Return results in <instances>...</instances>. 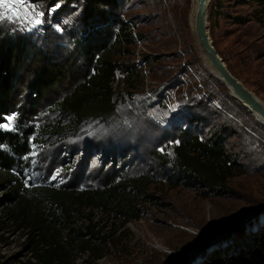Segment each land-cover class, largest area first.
I'll return each mask as SVG.
<instances>
[{
    "label": "rangeland",
    "instance_id": "obj_1",
    "mask_svg": "<svg viewBox=\"0 0 264 264\" xmlns=\"http://www.w3.org/2000/svg\"><path fill=\"white\" fill-rule=\"evenodd\" d=\"M107 1L115 21L130 24L134 35L128 50L115 58V111L76 130L40 135L52 121L68 123L54 104L87 74L86 66H76V76L42 100L35 95V77L25 72L22 87L33 97L22 102L36 132L23 156V179L30 187L83 189L152 171L149 195L140 199L141 217L122 226L95 212L110 228L109 248L93 263L78 253L75 264H207L246 253L264 233V119L232 91L203 50L195 24L197 0ZM27 5L35 9L31 16L17 18L0 9V22L54 57L73 51L89 32L85 3L62 8L27 0ZM205 20L227 70L264 105V11L254 0H207ZM131 68L137 75L133 88L123 84ZM19 119L6 117L2 128L17 130ZM193 135L215 136L242 166L244 172L228 181L233 192L204 194L176 170L171 147ZM4 194L0 187V217ZM0 258L43 264L33 258L23 233L8 226L0 228Z\"/></svg>",
    "mask_w": 264,
    "mask_h": 264
},
{
    "label": "trees",
    "instance_id": "obj_2",
    "mask_svg": "<svg viewBox=\"0 0 264 264\" xmlns=\"http://www.w3.org/2000/svg\"><path fill=\"white\" fill-rule=\"evenodd\" d=\"M42 1L51 7L61 4L62 8L85 3L83 19L89 23V32L80 38L73 51L54 57L53 52L39 46L32 37L0 22V125L6 117L20 116L17 130L0 127V187L5 191L0 228L8 226L22 232L33 258L43 264H75L78 253L88 254L86 262L93 263L105 256L110 229L108 224L95 219V212L120 220L122 226L139 219L140 199L149 195L152 171L94 188L27 186L22 177L23 156L29 153L30 138L36 131L28 123L29 108L22 102L33 96L24 93L22 81L24 73L30 72L35 77L32 85L37 91L36 98L42 100L75 77L76 66L85 65L87 74L54 104V111L68 119V123L52 121L39 133L55 136L76 130L84 122L115 111L118 81L115 58L128 50L134 35L130 24L115 21L118 16L113 9H106L107 0ZM254 2L264 11V0ZM111 3L116 6L114 1ZM117 25L119 28L114 32ZM125 74L128 79H123V84L133 88L132 81L137 75L132 68L126 69ZM171 150L176 170L190 178L188 186H200L204 194L223 196L233 192L228 186L229 179L244 172L224 142L215 136L204 140L193 135L174 144ZM0 264L10 262L0 258ZM207 264H264V233L246 253Z\"/></svg>",
    "mask_w": 264,
    "mask_h": 264
},
{
    "label": "water",
    "instance_id": "obj_3",
    "mask_svg": "<svg viewBox=\"0 0 264 264\" xmlns=\"http://www.w3.org/2000/svg\"><path fill=\"white\" fill-rule=\"evenodd\" d=\"M206 8L207 0H197L195 24L197 36L203 50L207 54L214 68L228 82L232 91L264 119V105L259 102L253 96V94L227 70L219 55L217 54V51L213 47L207 33V25L205 20Z\"/></svg>",
    "mask_w": 264,
    "mask_h": 264
},
{
    "label": "snow or ice",
    "instance_id": "obj_4",
    "mask_svg": "<svg viewBox=\"0 0 264 264\" xmlns=\"http://www.w3.org/2000/svg\"><path fill=\"white\" fill-rule=\"evenodd\" d=\"M0 9H4L5 14L11 13L12 16H16L17 18H20L22 15H25V17L31 16L35 11V9L29 10L27 0H0ZM34 22L39 24L41 21L36 18ZM0 127H5V125H0Z\"/></svg>",
    "mask_w": 264,
    "mask_h": 264
}]
</instances>
